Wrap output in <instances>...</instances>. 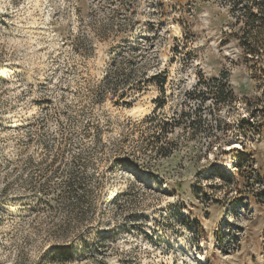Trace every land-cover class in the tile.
<instances>
[{"label":"rangeland","instance_id":"obj_1","mask_svg":"<svg viewBox=\"0 0 264 264\" xmlns=\"http://www.w3.org/2000/svg\"><path fill=\"white\" fill-rule=\"evenodd\" d=\"M234 1L0 0V264H45L92 222L105 234L100 253L54 264H264V54L246 61L241 14L254 0ZM122 57L141 79L165 72L166 103L157 108L163 92L148 83L130 107L110 96L95 106L109 148L136 161L111 173L100 164L103 211L57 231L61 217L53 226L28 207V173L17 182L20 140L46 114L57 132L56 113L84 107ZM221 80L236 101L203 102ZM154 112L186 114L187 130L162 139L179 146L169 158L150 149L143 121Z\"/></svg>","mask_w":264,"mask_h":264},{"label":"trees","instance_id":"obj_2","mask_svg":"<svg viewBox=\"0 0 264 264\" xmlns=\"http://www.w3.org/2000/svg\"><path fill=\"white\" fill-rule=\"evenodd\" d=\"M240 3L241 0L234 1L233 8ZM251 3L242 9L241 17L245 28L239 39L246 61L256 63L257 57L264 54V0H254ZM131 58L122 57L119 62L111 64L103 79L89 88L88 99H84V107L79 111L75 112L69 105H65L66 110L58 115L56 113L54 121L58 123L57 132L50 130L52 118L46 114L31 121L29 134L20 140L19 158L15 169L20 168L22 171L16 176L17 182L25 172L28 173L25 181L27 197L24 196L29 200L27 205L37 211L36 215L43 212L48 214L50 224H56V219L61 217V225L53 228L57 231H67L71 223L77 220L80 228L88 214L103 211L101 203H98L102 196L100 191L104 187V176L97 175L100 164H107V172L111 173L118 166L128 167L136 161L126 154L122 155L123 149L109 148L110 143L104 139L102 124L93 115L95 106L110 96L112 99H118L117 104L123 103L124 106L130 107L129 101L135 100L136 95L145 92L148 83L155 84L163 92L157 108H163L166 103L165 86L168 79L165 72L156 73L147 79L136 77L135 74L130 75L127 67L129 68ZM215 87H204L207 92H202L203 102L207 100L206 96L212 97L218 107L236 101L237 97L227 82L221 80ZM185 115L184 113L179 117L176 115L160 119L154 112L144 119L143 122L151 124L154 130L155 142L151 144L150 149L156 158H169L179 150L177 144L162 143V139H168L170 134L183 125L187 130L189 126L184 120ZM62 116L66 119H62ZM194 133L196 134V131ZM39 149H43L45 154L42 159L35 161V151ZM99 155L105 156L106 159L99 158ZM92 224L93 222L80 228L82 230H79L69 243L52 245L43 255L42 261L45 264L75 262L99 254L103 244L99 243V247L95 244L96 241L102 242L105 234ZM92 236H97V239L89 240Z\"/></svg>","mask_w":264,"mask_h":264}]
</instances>
